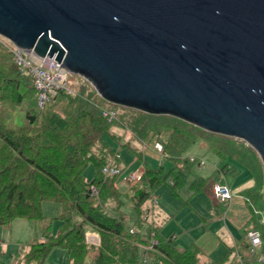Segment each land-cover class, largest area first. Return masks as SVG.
<instances>
[{
	"label": "water",
	"instance_id": "95a60500",
	"mask_svg": "<svg viewBox=\"0 0 264 264\" xmlns=\"http://www.w3.org/2000/svg\"><path fill=\"white\" fill-rule=\"evenodd\" d=\"M0 35L108 102L245 140L264 164V0H0Z\"/></svg>",
	"mask_w": 264,
	"mask_h": 264
},
{
	"label": "trees",
	"instance_id": "16d2710c",
	"mask_svg": "<svg viewBox=\"0 0 264 264\" xmlns=\"http://www.w3.org/2000/svg\"><path fill=\"white\" fill-rule=\"evenodd\" d=\"M34 95L36 87L33 77L21 69L11 50L0 43V99L11 100L17 106ZM62 101L66 103V108L63 106L62 112L55 111L56 103ZM47 107L44 111L38 106L28 107L25 111L27 123L17 127L8 125L0 118V226H10L16 218L45 222L41 236L25 243L27 250L16 264H48L46 259L54 246L64 247L68 251L71 264H139L141 250L144 255L152 256L154 264H200L197 258L201 250L195 242L181 248L173 234L167 237L158 235V228L152 222L144 225L143 220H148L145 215L142 220L144 205L159 185L168 183L173 195L179 196L184 181L178 171L179 163L165 170L163 163L152 168L144 162L141 178L130 181L132 184L122 192L115 185L117 174H105L103 171L110 162L107 153L99 156L93 151L95 145L103 141L104 134L111 133L114 120L105 114L104 110L108 109L92 100L73 96L67 90L58 91L43 108ZM141 113L149 115L143 111ZM173 119L179 124L183 123L181 128L178 124L174 125L179 132L190 125L186 129L189 134H176L175 137L173 130L169 142L161 148L164 155L183 153L204 132L213 133L178 118ZM148 120L147 124L151 122ZM160 123H154L155 132L160 133ZM214 148L212 144L208 146V149L219 152ZM136 153L143 159L140 152ZM248 154L252 156L247 157V167L255 183L262 186L264 177L261 163L255 152ZM116 161L113 164L118 165ZM89 163H93L95 175L87 181L84 171ZM206 181L207 178L195 179L190 185L192 193L201 192ZM91 186L97 191H93ZM123 196L130 200L136 213L133 225L129 227L124 215L117 212L124 202ZM109 199L116 200L115 208H105ZM46 200L59 202L61 206L58 218L62 223L56 234L49 232L52 218L48 219L42 209ZM185 201L189 203V200ZM247 201L250 204L246 203V206L252 208L250 198ZM251 213V217L240 227L239 236L217 263L264 264L259 260L264 252V228L260 227L261 230L253 226L257 220L260 223V218L256 209L252 208ZM252 228L259 229L262 236V245L255 252L246 236ZM88 231H95L99 235L98 244L87 241ZM144 246L151 247L144 249ZM238 250H247L250 254L244 255L243 252L240 257L242 261L237 260L233 257ZM93 251L95 255L90 258Z\"/></svg>",
	"mask_w": 264,
	"mask_h": 264
},
{
	"label": "rangeland",
	"instance_id": "374dc122",
	"mask_svg": "<svg viewBox=\"0 0 264 264\" xmlns=\"http://www.w3.org/2000/svg\"><path fill=\"white\" fill-rule=\"evenodd\" d=\"M0 43L4 48L9 49V39L0 35ZM67 81L68 92L73 96H81L84 100H92L94 103L104 106L113 115L111 118L114 121H112L110 135L104 134L103 141L96 144L93 151L99 156L103 152L107 153V160L110 161L107 164H113L114 160H117L116 162L122 168V171L116 175L115 185L122 192L128 188L129 184H132L130 181L141 178V174L144 171V162L152 168H157L160 163H163L165 170H169L173 165L179 163L180 169L178 171L184 179L179 196L173 195L168 183L159 185L151 193L150 199L144 205L145 211L142 214V220L145 212L148 214V220H143L144 225L152 222L158 228V235L161 234L163 237L171 234L177 235L181 248L195 242L201 250L197 263L220 264L217 262L226 252L227 247L233 243V234L238 235V231L230 224L228 219H223V217L227 218L230 215V212L228 214V211H226L228 200H221L215 195L214 185L225 179L233 187L234 191H240L244 187L252 186L254 184L252 172L247 167L249 166L247 157L251 158L252 156L248 154L249 152L257 154V160L261 163L264 177V164L256 149L240 138L227 137V135L215 134L214 132L209 134L204 132L203 136L196 138L195 143L187 151L175 155L171 153L170 155H164L161 148L167 145L173 130L175 137L176 134H189L186 129L190 125L186 128L184 127L183 132L182 130L179 132L174 129V125L178 124L181 128L183 123L179 124L175 121L173 119L175 116L168 114L151 115V113L145 115L141 113V110L108 102L98 94L88 80L79 74L69 73ZM65 104L64 101L56 103L55 111L62 112V107L66 108ZM30 106L37 107L36 95L29 100H23L17 106L11 100L0 99V118L13 127L25 125L27 123L25 111ZM48 107L41 108V111L47 110ZM147 117L151 120L149 124L146 123ZM156 121L161 122L160 133L154 130L153 125ZM210 144L214 145V149L219 152L208 149ZM136 151L140 152L143 159L138 157L139 155ZM244 153L247 154V157ZM187 169H189L188 172H186ZM94 175L95 167L93 163H89L84 171L85 179L90 181ZM206 177L207 181L202 191L195 193L190 202L186 203L184 200L193 194L190 190V181L194 178ZM240 195L245 206L246 203L250 204L247 201V198H250L253 203L252 208L256 209V213L260 218V223L257 220L253 223V226L264 228V181L262 186L256 184L247 192L241 191ZM97 199L99 200V198ZM123 200L121 208L116 211L124 215L126 226L129 227L133 225L136 213L131 206L130 200L125 196H123ZM115 205L116 200L109 199L106 200L105 208H115ZM252 208L248 206L245 208L246 218L249 216L248 219L252 215ZM42 209L48 219L52 218L49 232L56 234L62 223L58 218L61 212L60 203L46 200L42 204ZM203 217L209 218L210 221L211 219L213 220V224L210 223L212 224L211 229L216 233L215 237H217L215 239L212 232V236L207 235L204 237V239L206 237L212 238V246L208 247L202 243L203 235L206 231H209L207 228L209 223ZM44 223L39 220L16 218L10 226H0V262L16 264L19 260H22L26 251L24 243L41 236ZM138 229L141 230L140 228ZM88 239L96 243L99 242L98 234H89ZM149 247L151 246L144 247V249H149ZM140 252L142 258L139 264H154L152 256L144 255L142 250ZM243 252L244 255L250 254L247 250H243ZM243 252L238 250L233 258L242 261L240 257ZM94 255L95 253L92 252L89 256L91 258ZM46 262L48 264H71L68 251L61 246L52 248Z\"/></svg>",
	"mask_w": 264,
	"mask_h": 264
},
{
	"label": "built area",
	"instance_id": "2783aa9c",
	"mask_svg": "<svg viewBox=\"0 0 264 264\" xmlns=\"http://www.w3.org/2000/svg\"><path fill=\"white\" fill-rule=\"evenodd\" d=\"M9 43V49L13 54L14 60L22 70L30 74L34 79L38 107L43 108L58 91L69 90L67 81L69 72L55 58L46 56L39 61L22 48L17 47L10 40ZM104 112L110 118L113 117L109 110H104ZM103 171L105 174H119L121 167L115 164H106ZM132 177L134 176L132 175ZM91 188L93 191H97L94 186H91ZM214 193L224 201L230 200L233 196L232 189L226 183L215 184ZM145 217L148 218V214H145ZM246 236L250 241L252 251H258L262 245L260 230L256 228L249 229ZM259 260L264 263V252L260 254Z\"/></svg>",
	"mask_w": 264,
	"mask_h": 264
},
{
	"label": "crops",
	"instance_id": "0c3cea01",
	"mask_svg": "<svg viewBox=\"0 0 264 264\" xmlns=\"http://www.w3.org/2000/svg\"><path fill=\"white\" fill-rule=\"evenodd\" d=\"M201 163V162H200ZM245 166V165H244ZM223 171V170H222ZM207 178V177H206ZM252 178H253V181H254V177H253V175H252ZM196 178H194V179H192L190 182L192 183L194 180H195ZM198 179V178H197ZM191 183H190V185H191ZM220 183H226V184H228L229 186H230V188H232V191H233V198H232V200H228L227 201V208H226V211H228V214H229V212H230V215H229V217H227V218H224L223 217V219H228V221L230 222V224L231 225H233L236 229H237V231H238V235H234L233 234V237H232V240H233V242H234V240H235V238L237 237V236H239V234H240V227L247 221V219H248V217L246 218V210H245V208H246V206H245V203H244V201L242 200V197H241V195H240V192L241 191H243L244 189H248V188H251V187H254L255 186V181H254V184H252V186H249V187H244V188H242L240 191L238 190V191H234V189H233V187H231V185L229 184V182L228 181H225V179H223L222 180V182H220ZM216 184H218V183H216ZM127 190V189H126ZM126 190H124V191H126ZM190 190H191V188H190ZM191 192H192V190H191ZM194 196V194H192L190 197H188L186 200H189V202H190V200L192 199V197ZM185 201V200H184ZM229 209V210H228ZM203 218H205V217H203ZM205 220L207 221V223H209L208 224V226H207V228H208V230L209 231H206V233L203 235V241H202V243L203 244H205L207 247L208 246H212V238H210V237H206L205 239H204V237L205 236H207V235H211L212 233L214 234V238L215 239H217V237H215L216 236V233L211 229V226H212V222H213V220L211 219V221L209 220V218L208 219H206L205 218ZM210 223H212V224H210ZM212 232V233H211ZM89 234L91 235V234H97L95 231H88L87 232V241L88 242H90V243H94V244H98V243H96L95 241H90L89 239H88V237H89ZM212 234V235H213ZM175 237H176V239H177V235H175V234H173ZM211 235V236H212ZM99 236V235H98ZM32 240V239H31ZM199 240H201V239H199ZM30 241V240H29ZM29 241H27V242H29ZM26 243V242H25ZM24 243V244H25ZM233 244V243H232ZM189 245V244H188ZM26 250H27V248H26ZM94 252V251H93ZM93 257V256H92ZM91 257V258H92Z\"/></svg>",
	"mask_w": 264,
	"mask_h": 264
}]
</instances>
